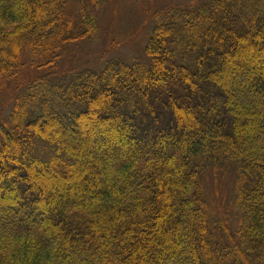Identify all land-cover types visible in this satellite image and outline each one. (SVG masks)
Instances as JSON below:
<instances>
[{"label": "trees", "instance_id": "trees-1", "mask_svg": "<svg viewBox=\"0 0 264 264\" xmlns=\"http://www.w3.org/2000/svg\"><path fill=\"white\" fill-rule=\"evenodd\" d=\"M106 2L0 0V95L41 72L0 121V264H264V0L171 6L131 62L69 65Z\"/></svg>", "mask_w": 264, "mask_h": 264}, {"label": "rangeland", "instance_id": "rangeland-1", "mask_svg": "<svg viewBox=\"0 0 264 264\" xmlns=\"http://www.w3.org/2000/svg\"><path fill=\"white\" fill-rule=\"evenodd\" d=\"M209 0H107L99 11L100 38L94 42L81 44L72 53L69 65L95 63L97 59L107 52L106 58L131 62L135 57L143 54L148 42L149 34L154 27V15L171 6H185L193 2L200 5ZM113 51V52H112ZM69 61V60H67ZM66 62L62 66L68 65ZM78 65V64H77ZM26 65L20 73L18 86H6L0 95V121L7 117L12 110L13 95L18 88L41 74ZM70 67V66H69ZM53 156V154L51 155ZM204 171V186L209 205L233 231L238 228L239 213L236 205L237 197V166L227 164H206ZM90 168V167H89ZM41 177L43 183H49L56 193L54 173H46ZM85 183V182H84ZM82 189H90L84 184ZM93 185V184H92ZM223 217V218H222Z\"/></svg>", "mask_w": 264, "mask_h": 264}]
</instances>
